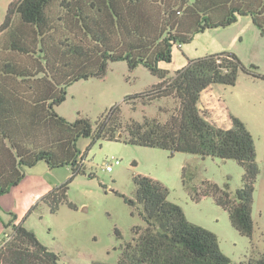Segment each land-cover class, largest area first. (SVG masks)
Masks as SVG:
<instances>
[{
    "label": "trees",
    "instance_id": "trees-1",
    "mask_svg": "<svg viewBox=\"0 0 264 264\" xmlns=\"http://www.w3.org/2000/svg\"><path fill=\"white\" fill-rule=\"evenodd\" d=\"M249 15L264 37V0H11L0 33L6 32L0 57V193L24 179L27 169L44 162L49 169L69 167L71 176L52 188L42 202L56 212L67 200L69 184L85 173L89 149L99 140L157 147L202 157L234 159L244 168L242 186L231 195L229 186L204 182L192 189V199L211 196L228 211L243 235L254 231L252 203L260 173L255 142L245 123L231 114L232 126L213 123L201 102L211 86L234 85L240 71L262 77L245 66L234 52L189 59L171 72L174 46L181 47L208 28L226 27ZM126 61L130 69L146 67L159 81L129 95L125 102L136 110L140 100L172 98L176 105L165 120L144 116L126 120L115 105L95 122L79 115L74 121L56 107L65 101L73 82L104 77L110 62ZM89 140L86 149L79 140ZM135 198L145 226L134 228L116 263L92 264H231L218 236L189 221L183 208L169 199L160 180L137 174ZM123 196V195H122ZM39 205L35 204L29 214ZM71 207L75 204L69 202ZM12 216L10 232L0 240V264H62L59 255ZM119 237L121 233L117 230ZM247 264H264V253Z\"/></svg>",
    "mask_w": 264,
    "mask_h": 264
},
{
    "label": "rangeland",
    "instance_id": "rangeland-1",
    "mask_svg": "<svg viewBox=\"0 0 264 264\" xmlns=\"http://www.w3.org/2000/svg\"><path fill=\"white\" fill-rule=\"evenodd\" d=\"M10 1L0 0V24L6 17ZM6 36V32L0 33V57L5 54ZM225 51L236 53L245 66H255L253 70L264 75V37L249 15L239 16L226 27L199 32L181 47L175 45L172 61L162 62L161 66L172 75L189 59ZM158 81L159 78L143 65L130 69L126 61L110 62L104 77L81 79L68 86L67 97L56 110L70 121L82 115L95 122L111 107L121 105L126 120L141 121L145 115L165 120L168 114L160 108L171 111L176 105L172 98L156 99L148 104L138 100L136 110L125 102L127 96L142 92ZM216 88L231 114L245 123L255 142L260 173L253 194L254 231L251 236L241 234L234 227L228 211L213 197L195 201L191 196L193 187H203L206 181L222 188L228 185L231 195H235L242 186L244 168L234 159L204 158L186 152L171 155L170 151L157 147L99 140L89 149L84 162L85 173L77 175L69 184L67 200L56 212H51L41 200L43 195H39L48 186L44 179L36 185L26 180L9 192L0 193V240L10 232L6 224L16 215L15 222L25 220L24 225L59 255L62 264L116 263L125 242L135 237L134 228L145 226L139 213L142 207H133L124 199L135 198L133 177L144 174L168 186L169 199L183 208L189 221L218 236L221 249L230 257L231 264H247L250 258L260 256L264 253V78L240 71L234 85L219 84ZM219 123L224 124L223 121ZM88 142L81 138L79 147L84 151ZM113 157L121 163L109 172L106 164L112 162ZM41 164L45 165L44 162ZM48 170L63 177L54 175V179H60L57 183L71 176L69 167ZM47 175L52 180L51 173ZM37 203L39 205L26 218Z\"/></svg>",
    "mask_w": 264,
    "mask_h": 264
},
{
    "label": "crops",
    "instance_id": "crops-1",
    "mask_svg": "<svg viewBox=\"0 0 264 264\" xmlns=\"http://www.w3.org/2000/svg\"><path fill=\"white\" fill-rule=\"evenodd\" d=\"M201 102L205 108V111L208 114L209 119L213 123L224 128H230L232 126L231 111L226 105L225 101L222 99V96L217 90L216 85L209 87L203 92L201 97ZM219 121H223L224 124L219 123ZM49 171L50 170H48V166L46 164L42 165L40 162L34 167H32V170L26 172V175L20 184L26 182L27 180L30 181L32 185H36L39 184L44 179L48 183V186L45 188L44 191H41V193H39V195L44 196L52 188L60 184L57 183V181L60 179H54L56 178L54 177V175H57L58 177L59 176L61 177V175H59V173L57 174V173H52V171L50 172ZM49 173H51L53 177L52 180L50 179L51 177L47 175ZM30 176H32L33 178H28Z\"/></svg>",
    "mask_w": 264,
    "mask_h": 264
},
{
    "label": "built area",
    "instance_id": "built-area-1",
    "mask_svg": "<svg viewBox=\"0 0 264 264\" xmlns=\"http://www.w3.org/2000/svg\"><path fill=\"white\" fill-rule=\"evenodd\" d=\"M120 163L121 162H120L119 159L113 157V161L108 163V164H106V170L109 171V172H112L114 170V167L116 165H119Z\"/></svg>",
    "mask_w": 264,
    "mask_h": 264
}]
</instances>
